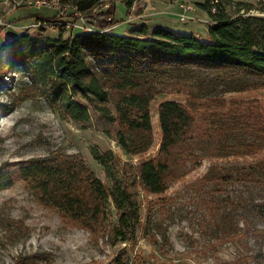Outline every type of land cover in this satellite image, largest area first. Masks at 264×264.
<instances>
[{
    "label": "trees",
    "instance_id": "obj_1",
    "mask_svg": "<svg viewBox=\"0 0 264 264\" xmlns=\"http://www.w3.org/2000/svg\"><path fill=\"white\" fill-rule=\"evenodd\" d=\"M105 1L57 0L88 19ZM124 3L132 8V0ZM198 6L212 21L208 41L145 24L121 35L112 32L118 21L89 19L102 31L78 30L65 38L43 40L22 33L0 43V91L6 86L2 76L19 69L28 79L22 99L43 98L63 116L79 122L88 121L92 109L117 125L115 141L128 156L146 153L153 145L151 102L164 93L186 95L184 102L164 100L158 105L161 139L153 159L136 168L125 163L121 170L112 151L94 154L113 177L111 190L75 156L43 157L24 167L22 178L35 188L41 204L95 232L104 225L110 199L118 217L110 234L127 241L140 215L124 175L149 194H161L188 163L195 165L204 157L250 156L264 149V112L258 103L224 98L227 93L264 89V43L257 42L249 18L227 16L222 2L205 0ZM54 18L57 15L45 20ZM195 112L206 122V130L196 127ZM120 172L122 177H116ZM237 180L250 186L264 184V165L223 175L210 172L200 183L217 186ZM12 183L8 173H0V191ZM238 207L243 225L230 235L226 216L224 241L256 247L243 261L262 264L264 227L254 226L252 219L264 220V200L244 199Z\"/></svg>",
    "mask_w": 264,
    "mask_h": 264
},
{
    "label": "rangeland",
    "instance_id": "obj_2",
    "mask_svg": "<svg viewBox=\"0 0 264 264\" xmlns=\"http://www.w3.org/2000/svg\"><path fill=\"white\" fill-rule=\"evenodd\" d=\"M124 1L100 3L91 12L90 21L92 18L104 23L118 21L119 25L113 32L125 35L123 32H128L125 29L138 22L139 3L146 0H132L131 7L135 4V11H130ZM162 1L192 4L195 10L190 13L191 19L187 23L172 17L177 27L175 31L183 35L193 33L197 38L208 41V26L212 21L198 6L205 0ZM211 1L222 2L227 16L249 18L257 42L264 43V0ZM14 8L16 11L7 19L6 15ZM22 11L29 15L27 25L35 23L37 17L46 19L57 15L61 24L57 28L20 29L36 39L56 38L58 35L65 38L78 30L84 31L66 27V22L77 19L69 6L34 8L28 6L27 0H0V33L4 34L0 39H7L5 34L12 28L6 25H16L12 21L18 19ZM75 13L82 14L76 9ZM89 19L85 21L90 23ZM1 80L6 86L0 91V173H8L13 183L0 191V264H253L243 261V258L253 254L256 247L251 244L244 246L237 241L225 242L222 229L228 215L226 231L230 230V235L234 228L243 225L239 203L244 199L264 200V184L250 186L248 182L237 180L215 186L202 184L200 179L210 172L223 175L236 173L241 167L264 165V149L250 156L204 157L195 165L188 163L178 170L176 180L161 194H149L137 182L126 179L129 174L124 175L137 202L140 219L134 234L129 240L122 241L110 234L118 219L110 199L104 225L91 232L63 217L59 211L41 204L35 188L22 178L21 170L43 157L75 156L101 180L105 188L111 190L113 177L106 174L94 154L112 151L121 161V170L125 163L136 168L140 163L153 159L161 139L158 105L164 100L184 102L186 95L164 93L151 102L153 145L146 153L128 156L115 141L117 125L101 118L92 109L88 110V121H74L49 106L43 98L22 99L21 93L28 79L19 69L6 73ZM224 98L227 101L257 102L264 112V89L227 93ZM77 102L83 104L80 100ZM194 115L198 130H206L207 124L201 114L195 112ZM121 173L115 174L116 177H122ZM252 222L256 227H264L262 219L254 218Z\"/></svg>",
    "mask_w": 264,
    "mask_h": 264
},
{
    "label": "crops",
    "instance_id": "obj_3",
    "mask_svg": "<svg viewBox=\"0 0 264 264\" xmlns=\"http://www.w3.org/2000/svg\"><path fill=\"white\" fill-rule=\"evenodd\" d=\"M178 4H179L178 1H175L174 3H169V2L166 3L162 0H160V1L154 0V2H149L146 0L144 2H141V3H139L140 12L138 13V16H137L138 22H136L135 25H133V26H129V28L128 29L126 28L125 30L129 31L130 29H133V27H136V26L141 25V24H145V25H148L151 29L155 28V27H161L162 26V27L168 28V29L175 32V29L177 27L173 23L174 21L172 22L171 19H173L175 17V14H177V12L179 11V5ZM134 6H135V4H134ZM134 6H132L130 11H135ZM167 7H169V8H167ZM175 8L177 10H175ZM15 11H16L15 8L12 9L11 11H9L8 14L6 15V18L8 19V16L10 17ZM18 15H19L18 19L14 20L15 22L14 21H12V22L18 26L27 25V22L29 21V19H28L29 15H28L27 11H26V13H25V11H22ZM128 17H130V16H128ZM113 30H114V28L112 29V32H113ZM22 33H26V32H24L23 30H20L18 32L15 30H11V31L7 32V34H5L7 39L5 41L3 39H0L1 40L0 43L7 42L10 39H12L15 36L22 34ZM123 33L126 34L127 31L123 32ZM0 35L2 37L4 36V34H2V33H0Z\"/></svg>",
    "mask_w": 264,
    "mask_h": 264
},
{
    "label": "built area",
    "instance_id": "obj_4",
    "mask_svg": "<svg viewBox=\"0 0 264 264\" xmlns=\"http://www.w3.org/2000/svg\"><path fill=\"white\" fill-rule=\"evenodd\" d=\"M27 4L28 6L34 7V8H40V7H47V8H51V7H62L60 5V3H57V1H49V2H35V3H31L29 0H27ZM179 11L177 12V14H175V18L180 21L181 23H187L188 20L191 19L190 13L193 12L195 10L194 6L192 4H190L189 2L186 1H182L179 4ZM74 10V14L77 17L76 21H71V22H66L65 25L68 29H84V31L86 30H92L94 29V31H99L101 32L102 30L97 27L96 25H94L93 23H88L86 22V17H84L82 14H77L75 13V9L71 8ZM214 12V10H213ZM93 21H95L96 19L92 18ZM6 24V23H5ZM61 26V24L59 23L58 19H50V20H41V19H36L35 23H31L30 25H23V26H18V25H6V27H11L12 30L15 31H20V29H27V28H36V29H40V28H44V29H50V28H57Z\"/></svg>",
    "mask_w": 264,
    "mask_h": 264
},
{
    "label": "bare ground",
    "instance_id": "obj_5",
    "mask_svg": "<svg viewBox=\"0 0 264 264\" xmlns=\"http://www.w3.org/2000/svg\"><path fill=\"white\" fill-rule=\"evenodd\" d=\"M42 1H44V2H49V1H51V0H35V2H42ZM52 1H57V0H52ZM34 2V3H35Z\"/></svg>",
    "mask_w": 264,
    "mask_h": 264
}]
</instances>
